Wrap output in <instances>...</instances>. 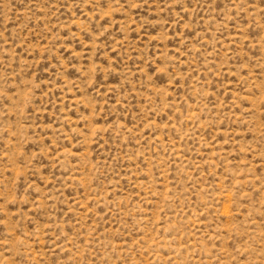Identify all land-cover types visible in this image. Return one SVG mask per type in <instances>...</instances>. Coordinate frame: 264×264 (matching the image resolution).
Returning <instances> with one entry per match:
<instances>
[{
  "label": "rangeland",
  "instance_id": "1",
  "mask_svg": "<svg viewBox=\"0 0 264 264\" xmlns=\"http://www.w3.org/2000/svg\"><path fill=\"white\" fill-rule=\"evenodd\" d=\"M0 264H264V0H0Z\"/></svg>",
  "mask_w": 264,
  "mask_h": 264
}]
</instances>
